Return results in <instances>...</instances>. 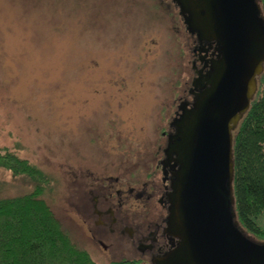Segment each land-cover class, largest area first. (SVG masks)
I'll use <instances>...</instances> for the list:
<instances>
[{
    "label": "rangeland",
    "instance_id": "374dc122",
    "mask_svg": "<svg viewBox=\"0 0 264 264\" xmlns=\"http://www.w3.org/2000/svg\"><path fill=\"white\" fill-rule=\"evenodd\" d=\"M173 4L0 0V148L51 176L52 207L75 234L85 230L83 177L158 153L194 75V44ZM0 181L5 196L33 189L4 169Z\"/></svg>",
    "mask_w": 264,
    "mask_h": 264
},
{
    "label": "water",
    "instance_id": "95a60500",
    "mask_svg": "<svg viewBox=\"0 0 264 264\" xmlns=\"http://www.w3.org/2000/svg\"><path fill=\"white\" fill-rule=\"evenodd\" d=\"M187 31L214 48L209 69L193 68L192 105H179L165 163L175 161L167 231L178 238L154 264H264V241L242 228L235 210L234 135L264 72L260 0H173ZM207 66V65H206Z\"/></svg>",
    "mask_w": 264,
    "mask_h": 264
},
{
    "label": "trees",
    "instance_id": "16d2710c",
    "mask_svg": "<svg viewBox=\"0 0 264 264\" xmlns=\"http://www.w3.org/2000/svg\"><path fill=\"white\" fill-rule=\"evenodd\" d=\"M234 167L237 219L249 235L264 241V72L235 131ZM0 169L28 178L33 187L25 194L5 196L0 181V264H98L83 234L70 231L54 211L55 188L45 170L9 147L0 148Z\"/></svg>",
    "mask_w": 264,
    "mask_h": 264
},
{
    "label": "flooded vegetation",
    "instance_id": "af4514ba",
    "mask_svg": "<svg viewBox=\"0 0 264 264\" xmlns=\"http://www.w3.org/2000/svg\"><path fill=\"white\" fill-rule=\"evenodd\" d=\"M173 5L179 10L175 3ZM191 38L195 48L199 44L197 37L191 35ZM213 57L214 48L208 52L193 51L192 68L195 62L196 69L203 68L206 72ZM193 73L188 88L178 98L179 104L168 129L162 132L165 143L158 153L145 159L128 158L109 163L116 170L115 175L88 173L83 177L85 194L78 209L85 224L82 234L96 260H108L106 264L122 260L154 264L178 244V238L167 231V216L169 193L173 191L175 173L180 166L175 161L165 163V147L168 133L175 131L171 123L179 113V105L187 102L190 107L194 100L190 93L196 76L194 68Z\"/></svg>",
    "mask_w": 264,
    "mask_h": 264
}]
</instances>
